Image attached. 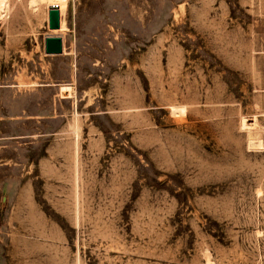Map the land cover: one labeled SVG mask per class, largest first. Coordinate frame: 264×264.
<instances>
[{
    "label": "rangeland",
    "instance_id": "obj_1",
    "mask_svg": "<svg viewBox=\"0 0 264 264\" xmlns=\"http://www.w3.org/2000/svg\"><path fill=\"white\" fill-rule=\"evenodd\" d=\"M0 1V264H264L254 0Z\"/></svg>",
    "mask_w": 264,
    "mask_h": 264
},
{
    "label": "crops",
    "instance_id": "obj_2",
    "mask_svg": "<svg viewBox=\"0 0 264 264\" xmlns=\"http://www.w3.org/2000/svg\"><path fill=\"white\" fill-rule=\"evenodd\" d=\"M254 8L253 31L246 22L230 20L227 22L229 28L222 30L223 35L216 43V55L228 68L238 71L251 69L256 78H262L264 73V0H254ZM258 82L264 83L263 79H258ZM263 89L264 86L260 85V90Z\"/></svg>",
    "mask_w": 264,
    "mask_h": 264
},
{
    "label": "water",
    "instance_id": "obj_3",
    "mask_svg": "<svg viewBox=\"0 0 264 264\" xmlns=\"http://www.w3.org/2000/svg\"><path fill=\"white\" fill-rule=\"evenodd\" d=\"M60 25V12L57 4H51L48 9V26L56 28ZM44 50L46 53L62 52V38L60 35L48 34L44 37Z\"/></svg>",
    "mask_w": 264,
    "mask_h": 264
},
{
    "label": "bare ground",
    "instance_id": "obj_4",
    "mask_svg": "<svg viewBox=\"0 0 264 264\" xmlns=\"http://www.w3.org/2000/svg\"><path fill=\"white\" fill-rule=\"evenodd\" d=\"M51 3H50V5L51 4H57L58 5V8H59V12H60V17H61V20H60V25L58 26V27H56V28H50L49 26H48V29L50 30V31H59V30H63V29H65V25H64V21L62 20V12H63V9H64V7H65V0H49ZM4 4L5 3H3L2 1H0V9L2 8V7H4ZM65 10V9H64ZM62 51H63V49H62Z\"/></svg>",
    "mask_w": 264,
    "mask_h": 264
}]
</instances>
